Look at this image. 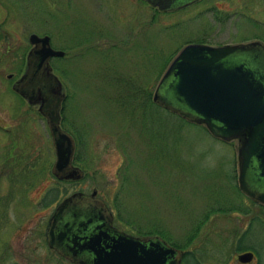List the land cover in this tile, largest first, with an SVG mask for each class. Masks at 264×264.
I'll use <instances>...</instances> for the list:
<instances>
[{
  "label": "rangeland",
  "instance_id": "rangeland-1",
  "mask_svg": "<svg viewBox=\"0 0 264 264\" xmlns=\"http://www.w3.org/2000/svg\"><path fill=\"white\" fill-rule=\"evenodd\" d=\"M151 8L140 0H0V163L8 148L13 153L0 175V202L10 192L6 178L24 168L19 156L30 143L33 154L36 145L47 144V168L54 160L44 118L36 106L18 102L7 78L21 72L28 34L47 35L52 48L64 51L63 59L51 60L66 96L59 126L73 140L78 136L72 164L82 171L59 200L94 189L113 224L126 233L155 235L168 245L191 234L185 250L201 264H264V223L248 228L252 215L264 220V207L237 187L236 141H221L202 124L181 125L160 112L154 120L144 118L141 131L112 101L117 78L130 77L137 87L152 80V95L170 60L188 43L264 44V0H199L152 18ZM50 175L34 179L26 191L32 208H11L10 223L0 232V253L17 264H77L37 235L45 231L54 203H36L48 188L66 181ZM14 182L18 191L20 182ZM17 195L25 198L22 190ZM246 209L248 214L241 211ZM238 242L246 250H236ZM243 252L252 254L248 263L237 260Z\"/></svg>",
  "mask_w": 264,
  "mask_h": 264
},
{
  "label": "water",
  "instance_id": "water-1",
  "mask_svg": "<svg viewBox=\"0 0 264 264\" xmlns=\"http://www.w3.org/2000/svg\"><path fill=\"white\" fill-rule=\"evenodd\" d=\"M144 1L158 10L174 7L169 4L170 0ZM48 40L47 35H28L27 41L33 46L26 58V69L12 89L29 104L39 103L37 111L45 120L54 155L50 173L59 179H79L82 171L71 164L73 139L59 126L63 97L61 84L47 64L48 58L62 56L63 51L51 48ZM262 54L264 44L257 41L218 46L188 43L166 66L153 90L152 100L187 121L202 124L215 138L225 142L235 140L237 187L246 197L264 205ZM38 68L44 70L41 82ZM41 83L45 90L40 88ZM80 195L73 193L55 206L45 229L48 247L78 264L180 263L182 251L158 236H133L116 229L109 236L107 230L95 226L93 232L84 238L71 233L68 224H63L56 235V226L63 220L62 216L68 214L66 210L72 205L71 200ZM101 207L104 208L103 204ZM106 238L110 241L107 242ZM86 253L90 256L80 255ZM251 258L250 252L237 255L238 262H247Z\"/></svg>",
  "mask_w": 264,
  "mask_h": 264
},
{
  "label": "trees",
  "instance_id": "trees-1",
  "mask_svg": "<svg viewBox=\"0 0 264 264\" xmlns=\"http://www.w3.org/2000/svg\"><path fill=\"white\" fill-rule=\"evenodd\" d=\"M152 11V16L155 13H158L159 11L151 8ZM150 18V19H151ZM153 21V19H152ZM199 42H204L200 40ZM167 61V60H166ZM166 63V62H165ZM165 63L161 65L160 68L154 73L152 76V79L157 78L159 76L160 70L165 66ZM56 70V68L54 67ZM152 81V80H151ZM151 81L146 82V86L144 87H137L135 86L134 82L130 79V77L125 78V79H119L117 78V82L119 83V88L117 89V92L115 95H113L112 101L115 102V105H118L119 110H121L123 113H126V122L127 123H136L138 126V130L144 131L145 130V124H144V118L147 120L148 118L154 120L158 118V113L160 112L162 115L165 116H170L174 117L181 125H187L191 126L193 123L190 121H187L180 117L179 115L166 110L162 108L161 106L157 105L156 103L153 102L152 100V91H151ZM62 111V107H61ZM195 124V123H194ZM202 127V126H201ZM205 131L206 129L202 127ZM207 132V131H206ZM208 133V132H207ZM78 140L74 139V144L76 145V142ZM44 145H40V148L38 147L39 145H36L37 147L35 148L37 152L35 154L30 152V149L33 148V144L30 143L28 153H26L23 157L22 154H20V159L22 163L24 164V168L19 169L22 170L18 175L13 174L11 177H7L6 179L8 186H10V192L8 194V198H5L4 201L0 202V211H1V216H0V232L3 228H5L9 223H10V209L11 208H18L19 206H22L24 208H32L30 201L28 198H26V191L30 188V186L33 185V181L35 178H41L46 177V173H50V168H47V160L49 158V152L47 151V144L42 143ZM79 145V142L78 144ZM10 148L7 149L5 154L1 157V163H0V175L1 174H6V169L8 168V158L13 154L12 152L9 154ZM48 169V172L47 169ZM7 176H9V173L7 172ZM17 176H20L17 178ZM51 176V175H50ZM18 181L14 183H19V190H22V194L25 198H18L17 192L13 188V181ZM21 180V181H20ZM64 185L62 184L60 188H56V186H52L48 188L45 192L42 198L39 199V201L36 203V205L40 207H46L52 203H55L60 199L61 192H65L67 190V187H69L72 183V181L66 180L62 181ZM57 185V184H56ZM236 191L240 194V192L237 190ZM62 197V196H61ZM253 203L252 201H250ZM223 207V208H222ZM222 207H217L216 210H223L225 208L224 204ZM257 207L260 209L263 206L258 204ZM214 210V209H212ZM226 210V209H225ZM243 211L244 214H248L249 211L246 210H241ZM264 213V211H262ZM253 213V212H252ZM16 215H14L15 217ZM17 217V216H16ZM206 219V218H205ZM22 221V220H21ZM258 221L261 223H264V220L260 219L258 216L252 215L250 217V221L248 223V228L252 225V222ZM21 225V224H20ZM18 225L17 227L19 228ZM196 225L195 227H198ZM16 227V228H17ZM152 232V231H147V233ZM138 234H141L143 232L138 231ZM245 233L244 232L242 235H240V241H242L245 238ZM37 235L42 237L43 241H45V231L44 230H38ZM162 237V236H161ZM163 238V237H162ZM191 238V234H189L184 241L182 242H177L175 243L174 241L168 240L170 242V245L180 249L182 251L181 254V259H180V264H201L199 260H197L196 255L192 253L190 250H185L187 247V244L189 239ZM1 239V235H0ZM1 246H0V251H1ZM236 250L238 251H243L246 250L244 246L238 242V246L236 247ZM5 249H3V252ZM6 254V252L4 253ZM9 255L3 256V254L0 253V264H17L14 260H12V256L10 255V259H8Z\"/></svg>",
  "mask_w": 264,
  "mask_h": 264
},
{
  "label": "flooded vegetation",
  "instance_id": "flooded-vegetation-1",
  "mask_svg": "<svg viewBox=\"0 0 264 264\" xmlns=\"http://www.w3.org/2000/svg\"><path fill=\"white\" fill-rule=\"evenodd\" d=\"M140 1L141 2H144L145 4H147L144 0H140ZM198 1L199 0H170L169 1V4H173L174 7L173 8L166 9V10H158L156 7H152V6L151 7L154 8V9H156V10H158V11L165 12V11H170V10H174V9L181 8V7L183 8L184 6L193 4V3L198 2ZM40 36H42V35H40ZM27 39H28V36H27L26 40ZM48 43L50 45V38L48 40ZM32 46L33 45L29 44L28 41H27V46H26L25 54H23V56L21 55V58L19 56V60L21 62V66H22L21 72L17 76H14L11 73L10 74H7V78H8V80H10V89L19 97V101L18 102L26 103L29 106H36V111H37V107L39 106V103L38 102H33V103L29 104L24 98H22L17 92H15L12 89V86L13 85L17 86L15 84V82L21 77V75L24 73V71L26 69V58H27L28 52L32 48ZM50 47H51V45H50ZM7 48H10V47H7ZM8 50H10V49H8ZM63 57H64V53L60 57L53 56V57L48 58L47 64L50 66L51 71H52L51 60L54 59V58L55 59H57V58L58 59H63ZM44 67H45V64H44ZM38 69L39 70L37 71V75H38V78H39V82H41L42 80H44V74H43V71L44 70L42 68H38ZM66 71L67 70H66L65 65H64V68L61 67V74H65ZM52 73H53V71H52ZM60 84H61V82H60ZM19 85H21V84H19ZM39 86H40V88L42 90H45V87H43V84L42 83ZM61 93L63 94V97L60 100L59 115H60L61 107L63 109L62 101H64V99L66 97L63 92H61ZM59 121H60V119H59ZM72 158H73V156H72ZM71 164H72V160H71ZM55 178H57V177H55ZM57 179H59V178H57ZM64 180H74V179H64ZM73 193H81V195L78 198H74V199L71 200L72 205L69 207V209L66 210V212L68 214L65 215V216H62L61 215L62 218H63V220L62 221H59L58 222V225L56 226L57 227V229L55 230L56 235L58 234L59 229L61 230L63 228V226H64L63 224H68L67 225L68 226L67 228L70 229L71 233L76 234V235H79V236H82L84 238L87 237L88 235H90L93 232L92 228L95 227V226H99V228H101L103 230H107L109 236H111L113 234V231H115L113 229H116V230H119V231L124 232L123 230L119 229L117 226H115L113 224V219H112L111 212L107 208L106 204L100 199V197L96 195V192L93 193V194H91V192L88 193V194H85L83 192H78V191L77 192H73ZM73 193H71V194H69L67 196H63L61 200H63L64 198H66V197H68L70 195H72ZM247 199L249 201H252L255 205L260 204V203L254 201L253 199H250L248 197H247ZM61 200H59L58 202H56V203L53 204L54 206H53L52 212H53L55 206ZM100 203L103 204L104 208L101 207V204ZM260 205H262V204H260ZM262 206L264 207V205H262ZM52 212H51V214H52ZM51 214L49 215V217L51 216ZM67 216H69V217H67ZM49 217L47 219V223H48ZM85 221H87L88 223H85ZM47 223H46V226H47ZM70 236H71V234L70 235H66V237H70ZM133 236H135V235H133ZM141 236H154V235L145 234V235H141ZM45 240H46V238H45ZM76 241L77 242H80V239L76 238ZM106 241L109 242L110 239L106 238ZM65 243L68 244L69 241H66ZM49 248L51 250H53L55 253H57L60 256H62L64 259L69 260V257H66L65 255L60 254L59 252H57L55 249H53L51 247H49ZM67 255H69L68 252H67ZM80 255L83 256V257L90 256V254H88V253H86V254H80ZM69 261H71V260H69ZM74 263H76V262H74ZM246 263H248V262H246Z\"/></svg>",
  "mask_w": 264,
  "mask_h": 264
}]
</instances>
